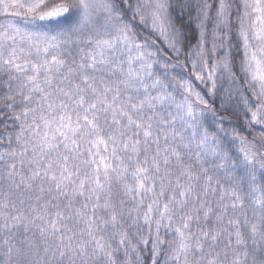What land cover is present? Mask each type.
<instances>
[{
  "label": "snow or ice",
  "instance_id": "6c2138e0",
  "mask_svg": "<svg viewBox=\"0 0 264 264\" xmlns=\"http://www.w3.org/2000/svg\"><path fill=\"white\" fill-rule=\"evenodd\" d=\"M0 264H264V0H0Z\"/></svg>",
  "mask_w": 264,
  "mask_h": 264
},
{
  "label": "trees",
  "instance_id": "16d2710c",
  "mask_svg": "<svg viewBox=\"0 0 264 264\" xmlns=\"http://www.w3.org/2000/svg\"><path fill=\"white\" fill-rule=\"evenodd\" d=\"M200 89H203L205 92L207 89L205 88L204 85H199ZM206 99H208L210 102L215 101L216 106H219L218 100L220 99L219 96L217 97H212V96H206ZM227 119L225 122V127L231 129L233 127H236L238 131H242L244 128V122L242 117L238 118V116L232 115V113H225ZM209 119H211V116L209 115Z\"/></svg>",
  "mask_w": 264,
  "mask_h": 264
},
{
  "label": "rangeland",
  "instance_id": "374dc122",
  "mask_svg": "<svg viewBox=\"0 0 264 264\" xmlns=\"http://www.w3.org/2000/svg\"><path fill=\"white\" fill-rule=\"evenodd\" d=\"M185 26V32L187 33V35L189 36V38L191 40H195L196 38V32H195V25L194 24H189V22L187 20H184L182 22ZM238 59V58H237ZM220 99L218 100V103L220 104ZM229 113H232V115H235V116H240L242 117V114L239 113V109H230ZM233 113H236V114H233Z\"/></svg>",
  "mask_w": 264,
  "mask_h": 264
}]
</instances>
